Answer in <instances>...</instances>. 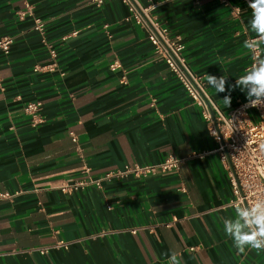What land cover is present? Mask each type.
I'll use <instances>...</instances> for the list:
<instances>
[{"label": "crops", "instance_id": "obj_1", "mask_svg": "<svg viewBox=\"0 0 264 264\" xmlns=\"http://www.w3.org/2000/svg\"><path fill=\"white\" fill-rule=\"evenodd\" d=\"M153 2L151 13L182 36L187 67L209 98L224 113L246 100L236 88L226 107L228 93L216 94L205 76L233 85L244 73L243 43L255 37L248 3ZM26 3L31 13L20 18ZM7 35L0 192L10 196L0 197V264H168L173 252L181 264H264V251L238 254L225 234L233 195L201 106L123 0H0V38ZM50 46L57 68L35 70L51 60ZM36 100L43 121L33 127L23 107ZM168 155L183 158L172 171L61 188Z\"/></svg>", "mask_w": 264, "mask_h": 264}, {"label": "built area", "instance_id": "obj_2", "mask_svg": "<svg viewBox=\"0 0 264 264\" xmlns=\"http://www.w3.org/2000/svg\"><path fill=\"white\" fill-rule=\"evenodd\" d=\"M96 5H101L104 0H92ZM131 12V17L136 23L147 31V38L153 46L154 52L162 57L169 68L185 87L187 93L201 106L203 118L207 122L208 133L216 143L215 151L218 152L222 163L228 169L229 182L232 190L231 205L251 206L257 199H264V106L250 107L247 100L239 101L227 113L213 102L205 92L199 78L193 75L187 67L183 55L185 43L180 34H171L169 28L160 23L158 18L151 13L156 3L148 0L143 5L138 0H123ZM228 4L229 0H219ZM249 3V0H245ZM26 8L18 12L20 18L31 13V5L26 3ZM240 7L235 6L233 13L240 14ZM45 24L36 19L35 28L43 32ZM250 37L248 39H252ZM247 39V40H248ZM13 42L12 36L0 38V49L8 53ZM51 60L46 64H38L35 70L54 71L57 68L56 50L50 46ZM254 60L250 53L248 65L244 73L251 68ZM115 63L111 65L113 68ZM63 74V73H62ZM242 74V75H243ZM1 80V76H0ZM42 102L39 100L27 102L23 110L30 116V122L36 127L43 121L41 115ZM255 112V118L250 111ZM76 141V135L70 132ZM199 155V154H197ZM183 158L168 155L164 160L155 164L126 165L91 181H76L61 185L62 189L83 186L89 183L100 185L103 181H111L117 177L128 174L146 176L157 172H166L176 169ZM8 193H1L0 197H9ZM45 251V250H43Z\"/></svg>", "mask_w": 264, "mask_h": 264}, {"label": "clouds", "instance_id": "obj_3", "mask_svg": "<svg viewBox=\"0 0 264 264\" xmlns=\"http://www.w3.org/2000/svg\"><path fill=\"white\" fill-rule=\"evenodd\" d=\"M248 7L252 10L248 27L255 33V37L245 40L243 47L254 60L251 68L236 78L233 85L227 83L228 77L225 75L205 76L216 94L228 93L222 99L226 107L230 106L231 91L236 88L245 94L248 102L246 106H264V0H249ZM223 228L238 254H245L246 249L264 251V199H257L251 206H236L235 218H225ZM168 264H181V260L173 252L168 258Z\"/></svg>", "mask_w": 264, "mask_h": 264}, {"label": "rangeland", "instance_id": "obj_4", "mask_svg": "<svg viewBox=\"0 0 264 264\" xmlns=\"http://www.w3.org/2000/svg\"><path fill=\"white\" fill-rule=\"evenodd\" d=\"M250 114L254 117V120L257 121L255 118V112L253 110L250 111Z\"/></svg>", "mask_w": 264, "mask_h": 264}]
</instances>
